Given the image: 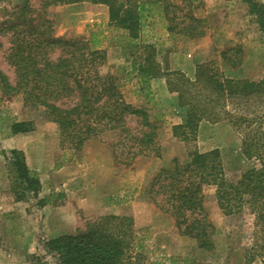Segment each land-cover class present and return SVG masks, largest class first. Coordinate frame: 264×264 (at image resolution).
<instances>
[{"label": "trees", "instance_id": "1", "mask_svg": "<svg viewBox=\"0 0 264 264\" xmlns=\"http://www.w3.org/2000/svg\"><path fill=\"white\" fill-rule=\"evenodd\" d=\"M264 32V3L241 0ZM89 3L108 9L109 37L105 32H92L87 40L54 35L51 23L43 16L50 7ZM41 15L35 19L34 15ZM160 29L171 39L197 40L206 35L205 20L194 16L189 6L179 7L169 0H40L33 9L31 0H24L15 10L7 12L0 24V35L8 37L5 62L13 70L14 81L0 71V90L5 95H20L23 105L39 110L45 122L55 127L61 145L80 152L90 141L105 134H114L112 157L115 163L131 165L138 157H160L157 141L163 117L148 107L136 108L125 102L119 79L103 74L107 47L127 49L141 58H133L127 76L134 74L139 91L147 105L154 104L150 81L156 77L151 58L154 47L144 44V37ZM107 45V47L104 46ZM230 69L242 63L240 47L220 55ZM178 106L185 109V121L172 128V135L185 143H194L202 121L225 119L232 128L243 133L241 150L252 168L236 182L225 176L217 149L201 153L191 151L188 160H172L171 168L159 170L148 186V196L158 211L169 216L181 237L194 240L199 249L214 250L216 229L204 208L205 192L213 190L218 209L225 217L247 212L253 218L254 244L251 252L264 255V131L255 129L254 106L264 102V77L259 82L228 80L211 67L197 68L193 81L183 74H174ZM130 81V79H128ZM172 87V86H171ZM230 107V110L229 108ZM259 118V119H257ZM0 112V129L16 136L34 131L31 122L4 124ZM133 121L138 130L128 127ZM253 128L249 131L250 128ZM243 129V130H241ZM247 131V132H246ZM7 162L12 173L10 187L15 202L32 198L39 206L51 204V197L40 198L41 183L31 171L21 151H10ZM136 231L132 218L107 215L89 222L83 231L64 235L44 243V252L54 264H141ZM247 252V263L255 259ZM46 255H32L27 264H51ZM159 260L154 264H164ZM169 264H199L191 260Z\"/></svg>", "mask_w": 264, "mask_h": 264}, {"label": "rangeland", "instance_id": "2", "mask_svg": "<svg viewBox=\"0 0 264 264\" xmlns=\"http://www.w3.org/2000/svg\"><path fill=\"white\" fill-rule=\"evenodd\" d=\"M23 1L0 0V24L7 18V12ZM169 1L179 7L189 6L195 17L205 20L207 31L197 40H174L160 29L144 37L143 43L155 50L151 63L156 77L150 81L154 104H146L134 74L127 76L133 58L143 61L141 48L132 55L127 49L104 44L106 61L101 68L103 74L119 79L126 103L136 108L148 107L151 119L155 112L162 115L157 133L159 158L138 157L128 166L115 163L112 150L117 137L110 133L86 143L80 152L63 148L55 127L45 122L39 110L25 107L20 95H5L0 90L4 124L31 122L34 126L33 132L16 136L6 135L0 129V264H27L32 255H46L44 243L54 236L74 235L89 222L107 215L132 218L141 264H154L156 260L169 264V259L179 263L191 260L199 264H264V255L258 257V253L250 251L255 241L252 216L244 212L225 217L216 205L213 190L206 191L204 197L205 211L216 229L214 250L210 253L199 249L194 240L181 237L172 219L161 214L149 199L148 186L156 173L171 168L173 159L185 163L194 150L204 153L217 149L229 182H236L252 168L241 150L244 131L236 132L225 119L202 121L194 143L182 142L172 135V128L185 121V109L178 106L177 94L167 85L170 82V88H177L174 74H183L193 81L197 68L208 66L228 80L259 82L264 77V32L249 15L246 4L241 0ZM39 4L40 0H31L33 9L37 10ZM77 4L44 11L54 35L87 40L90 33L102 30L109 37L108 21H90L93 11L85 3ZM34 18L39 20L41 15ZM8 40L0 35V71L13 83V70L5 62ZM235 47L241 49L242 63L230 69L220 55ZM253 109L255 116L260 117L255 129L264 131V102ZM128 127L133 133L138 130L133 121H129ZM13 149L24 154L28 168L40 180L39 197L52 196L51 204L39 206L32 198L14 201L10 187L12 173L7 162ZM249 251L254 253L253 257L257 255L252 263H247ZM46 258L54 264L51 255Z\"/></svg>", "mask_w": 264, "mask_h": 264}, {"label": "crops", "instance_id": "3", "mask_svg": "<svg viewBox=\"0 0 264 264\" xmlns=\"http://www.w3.org/2000/svg\"><path fill=\"white\" fill-rule=\"evenodd\" d=\"M83 5H85L86 8H88V9L93 11V14H92L93 18L89 19L90 21H92V20H95V21H98V20L108 21V9H107L106 6H104V5H92V4H89V3H85ZM98 12H100V13H98ZM59 236H62V235H59ZM59 236H54L53 238H57Z\"/></svg>", "mask_w": 264, "mask_h": 264}]
</instances>
